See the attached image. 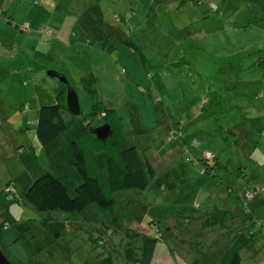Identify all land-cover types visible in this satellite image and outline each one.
Listing matches in <instances>:
<instances>
[{
    "label": "rangeland",
    "instance_id": "374dc122",
    "mask_svg": "<svg viewBox=\"0 0 264 264\" xmlns=\"http://www.w3.org/2000/svg\"><path fill=\"white\" fill-rule=\"evenodd\" d=\"M209 1L221 15L209 11ZM0 6V222L9 220L0 226V243L11 262L123 264L139 253L132 215L175 220L174 229H160L168 243L176 231V264L180 256L183 264H214L228 236L264 232V191L250 200L243 195L264 188V0H0ZM23 22L30 33L13 25ZM41 27L54 36L37 32ZM49 70L66 74L90 127L104 120L90 114L92 101L112 110L105 120L118 119L125 143L155 170L143 190L110 195L112 204L90 226L69 216L47 220L53 213L20 198L50 168L33 123L27 126L39 104L65 90ZM86 74L95 78L94 93L78 84ZM7 184L13 192L4 191ZM211 217L222 220L221 233L204 230ZM126 222L131 235L123 231ZM109 229L113 234L105 235ZM262 243L256 238V254L242 253L241 264H264Z\"/></svg>",
    "mask_w": 264,
    "mask_h": 264
},
{
    "label": "trees",
    "instance_id": "16d2710c",
    "mask_svg": "<svg viewBox=\"0 0 264 264\" xmlns=\"http://www.w3.org/2000/svg\"><path fill=\"white\" fill-rule=\"evenodd\" d=\"M203 1L195 0L196 4H201ZM208 9L221 15L220 8L212 1L208 2ZM3 13L4 9L0 6L1 17H3ZM126 17H128V14ZM114 19L117 20L119 18L115 16ZM6 21L9 22L7 19ZM13 25L21 32L30 33L31 31L27 22L21 24L13 23ZM37 32H41L48 37L54 36V32L49 28L41 27ZM48 33L52 34L48 35ZM122 41L131 50L134 49V45L129 39H122ZM139 56L143 57L141 53ZM260 63L264 65L262 58ZM61 72L66 77V74L63 71ZM124 73V69L121 68L119 74L122 75ZM66 79L72 86L67 77ZM94 81L95 78L92 74L80 75L78 84L86 92L94 93ZM62 86L65 89V85L62 84ZM60 95L59 93L56 96V101L54 99L52 102L39 104L36 118L27 121V126L33 123L34 137L42 146L50 168L48 171L40 172L32 179L20 198L37 211L53 213L51 216L45 217V219H51L53 222L60 220L64 223L66 220L64 218L69 216L73 222L81 220L83 224L90 226L88 223L95 219L93 215L102 209L103 206L112 204L110 195L127 189L143 190L148 187L155 170L150 163L149 157L144 156L136 145L125 143L124 137L119 133L120 124L117 121L118 119H115L113 124L105 120L108 113L113 112L112 110L99 108L94 101L91 102L90 114L97 120L103 118V123H107L110 127V134L103 141H99L93 134L89 133L88 127H90V123L87 118L82 117L81 114L73 115L66 109L65 90ZM42 100H45V97ZM21 105L23 106L22 110L25 112L28 109L27 103L22 102ZM179 123L182 122L178 121L177 125ZM178 127L181 131L183 126L179 125ZM180 131H178L177 136H181ZM170 137H173V130H170ZM207 155L211 157L208 159H214L212 153L204 151V158L207 159ZM206 159L205 161H207ZM202 172H206V168ZM4 191L8 193L14 190L10 184H7ZM263 191L264 188L252 187L251 189H244L243 195L246 200H250L256 194L260 195ZM141 206L143 212L149 209L146 204H141ZM247 218L251 220L252 216ZM110 219L119 221L120 215L110 216ZM208 221L216 223L219 228L217 226L213 228L214 224H209L205 227V231L218 230L221 233L220 227L222 228L223 226L221 219L211 217ZM7 222L9 220L5 216L0 222V226L7 224ZM46 222L43 221L42 223L45 224ZM128 222L135 224V230L132 232L136 236L137 241H140L137 245L139 253L137 256L136 252H134L133 256H126L123 264H155L154 259L159 256L160 245H163V247L165 245L167 253L173 260L174 257L178 256L175 252L176 248L172 246L174 242L171 243L172 240H176V237H178L176 231L171 232L173 235L169 237L170 242L168 243L162 235L165 232L160 229L163 226L169 230L174 229V219L164 218L157 222L152 217L148 219L142 214L132 215ZM128 222L123 226V231H129L130 234ZM148 229H152V232L149 233ZM52 234L56 236L58 232L54 231ZM104 234L112 235L113 231L112 229L105 230ZM222 234H224V231ZM263 234L264 232L262 231H257L256 233L253 231L248 233L247 231L248 236H244L243 232H236L233 234L236 238L227 241L225 252L221 254L223 242L221 252L216 255V263L214 264H241L242 253H246L247 257L251 253L256 254L254 240L261 238L264 241ZM240 235L242 237H239ZM98 236L103 235L98 234ZM99 243L101 244L100 241ZM129 243H131L130 237L125 245ZM110 249L106 250L105 253L101 250L96 255L104 256L108 254ZM179 258L181 262L182 258L184 260V257L180 256ZM173 262L175 264V261Z\"/></svg>",
    "mask_w": 264,
    "mask_h": 264
},
{
    "label": "water",
    "instance_id": "95a60500",
    "mask_svg": "<svg viewBox=\"0 0 264 264\" xmlns=\"http://www.w3.org/2000/svg\"><path fill=\"white\" fill-rule=\"evenodd\" d=\"M48 75L57 78L59 82L65 85V106L66 109L73 115H79V104L77 95L73 89V87L68 83L66 77L55 70H49ZM89 133L93 134L94 137L99 140L103 141L109 134H110V127L107 123H102L96 127H88ZM0 264H15L11 262L7 256L5 255L1 243H0Z\"/></svg>",
    "mask_w": 264,
    "mask_h": 264
},
{
    "label": "crops",
    "instance_id": "0c3cea01",
    "mask_svg": "<svg viewBox=\"0 0 264 264\" xmlns=\"http://www.w3.org/2000/svg\"><path fill=\"white\" fill-rule=\"evenodd\" d=\"M29 27V26H28ZM52 31V30H51ZM261 195V194H260ZM262 197H264L263 195H261ZM254 199V198H253ZM216 223H214V225H213V228H215L216 226H217V228H219V226L216 224ZM214 234H216L217 233V231L216 230H214V231H212ZM220 235V234H219ZM263 236H264V234H263ZM239 237H242L241 235L239 236ZM236 237H235V235H233V237H227V240L224 242V245H223V251H222V253L221 254H224V252H225V247L227 246V241L228 240H233V239H235ZM214 239H216V235H214ZM158 254H159V256L157 257V258H155L154 259V263L155 264H174V262L171 260V256H169V253H167V249H166V247H165V245H164V247H163V245H160V247H159V250H158ZM179 264H182V262H181V260L179 259L178 261H177ZM176 264V263H175Z\"/></svg>",
    "mask_w": 264,
    "mask_h": 264
}]
</instances>
